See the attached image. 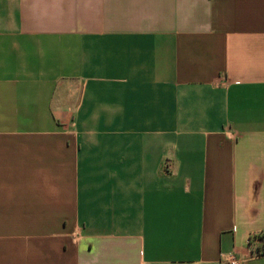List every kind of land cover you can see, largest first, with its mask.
<instances>
[{"label": "crops", "instance_id": "obj_1", "mask_svg": "<svg viewBox=\"0 0 264 264\" xmlns=\"http://www.w3.org/2000/svg\"><path fill=\"white\" fill-rule=\"evenodd\" d=\"M264 0H0V264H264Z\"/></svg>", "mask_w": 264, "mask_h": 264}, {"label": "built area", "instance_id": "obj_2", "mask_svg": "<svg viewBox=\"0 0 264 264\" xmlns=\"http://www.w3.org/2000/svg\"><path fill=\"white\" fill-rule=\"evenodd\" d=\"M223 263L225 264H240L241 261L234 255H226L223 257Z\"/></svg>", "mask_w": 264, "mask_h": 264}, {"label": "trees", "instance_id": "obj_3", "mask_svg": "<svg viewBox=\"0 0 264 264\" xmlns=\"http://www.w3.org/2000/svg\"><path fill=\"white\" fill-rule=\"evenodd\" d=\"M255 241H260L262 244V247L258 249V253L264 255V232L260 233V234H256L255 236H253V239Z\"/></svg>", "mask_w": 264, "mask_h": 264}]
</instances>
